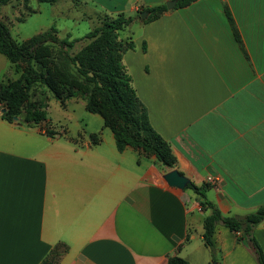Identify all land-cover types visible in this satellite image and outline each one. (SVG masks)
<instances>
[{"label": "crops", "instance_id": "crops-1", "mask_svg": "<svg viewBox=\"0 0 264 264\" xmlns=\"http://www.w3.org/2000/svg\"><path fill=\"white\" fill-rule=\"evenodd\" d=\"M91 1L134 16L169 0ZM132 24L135 48L123 61L174 169L206 187L223 215L255 211L264 204V0H194ZM60 108L66 118L75 111ZM90 114L100 120L90 131L102 132L96 144L85 129L9 121L0 107V264H41L58 244L67 247L58 264H167L176 254L189 264H259L221 224L214 260L201 197L170 186L172 169L132 147L119 151L103 118ZM254 235L264 251V220Z\"/></svg>", "mask_w": 264, "mask_h": 264}, {"label": "trees", "instance_id": "trees-1", "mask_svg": "<svg viewBox=\"0 0 264 264\" xmlns=\"http://www.w3.org/2000/svg\"><path fill=\"white\" fill-rule=\"evenodd\" d=\"M10 1L0 0V5ZM193 1L177 0L176 7L186 6ZM147 10L150 14L143 19L145 23L158 18L168 8L166 4H159ZM226 11L234 27L233 17L227 7ZM140 13L134 16L105 13L104 21L81 38H71V33H68L60 39L56 35L58 29L52 26L22 42L13 38L9 27L0 19V53L9 59L17 73H21L15 80L0 82V103L6 109L2 116L9 121H15L17 116L27 124L46 121L48 114L45 104L30 98L31 90L37 83L49 87L63 104L70 97L86 95L87 109L103 117L104 126L113 132L119 151L132 147L141 157L154 156L153 162L159 167L174 169L177 158L171 145L151 125L148 111L138 97L123 61L124 54L135 48V41L132 35L121 38L120 32L141 19ZM82 39H88L89 42L74 55L63 51L65 47L73 48ZM51 43L57 44L60 51L55 52ZM72 67L75 72L71 71ZM43 129L49 135L67 134V130L60 132L49 126ZM89 136L95 144L102 140L100 131L92 132ZM68 137L78 139L70 135ZM188 187L201 197L202 210H210L203 222V239L211 249L213 259L217 260L214 234L216 227L221 224L234 231L238 240H245L259 264H264V251L254 235L255 227L264 220V204L244 216H226L207 199L206 187H198L193 183ZM61 245L55 246L41 264H58L61 255L67 250V247L59 250ZM167 264L189 262L176 254L169 256Z\"/></svg>", "mask_w": 264, "mask_h": 264}, {"label": "rangeland", "instance_id": "rangeland-1", "mask_svg": "<svg viewBox=\"0 0 264 264\" xmlns=\"http://www.w3.org/2000/svg\"><path fill=\"white\" fill-rule=\"evenodd\" d=\"M105 18L106 14L101 5L91 0H57L55 2L12 0L5 5H0V19L9 27L13 38L19 42L45 32L52 26L58 29L56 35L60 39L66 37L68 33H71V38H81L95 26L101 24ZM136 28L137 25L135 24L129 25L120 32V37L128 38L131 31ZM88 42V39H82L73 48L65 47L63 51L74 55ZM51 44L55 52L60 51L57 44ZM71 71L75 72L73 67ZM20 75L21 73L15 71L9 59L0 53V82L7 83L19 78ZM30 98L45 104L47 118L51 119L52 126L56 128H61L63 125L67 126L74 135L85 129L88 131V139L91 141L90 131L100 127V120L92 119L99 117H92L93 115L90 113L93 112L87 109L86 95L70 97L63 104L54 96L49 87L37 83L31 90ZM58 104L63 108L75 109L72 116L70 118L64 117V112ZM95 114L100 115L99 113ZM141 154L144 155V153ZM147 158L153 159L154 156Z\"/></svg>", "mask_w": 264, "mask_h": 264}, {"label": "water", "instance_id": "water-1", "mask_svg": "<svg viewBox=\"0 0 264 264\" xmlns=\"http://www.w3.org/2000/svg\"><path fill=\"white\" fill-rule=\"evenodd\" d=\"M176 4H177V0H169L166 2V6L168 9L174 8ZM149 13L150 12L148 10H144L140 13V16L142 19H145L149 15ZM5 111L6 109L3 108L2 112H5ZM14 119L18 120L19 117L16 116ZM164 179L167 181V183L170 186H175L178 188H185L186 186L192 183L189 177L183 175L177 169H172L166 172L164 174Z\"/></svg>", "mask_w": 264, "mask_h": 264}, {"label": "built area", "instance_id": "built-area-1", "mask_svg": "<svg viewBox=\"0 0 264 264\" xmlns=\"http://www.w3.org/2000/svg\"><path fill=\"white\" fill-rule=\"evenodd\" d=\"M206 181L208 183H210V184H217L218 181H219V178L218 177H215V176H212V175H209V176H207Z\"/></svg>", "mask_w": 264, "mask_h": 264}, {"label": "bare ground", "instance_id": "bare-ground-1", "mask_svg": "<svg viewBox=\"0 0 264 264\" xmlns=\"http://www.w3.org/2000/svg\"><path fill=\"white\" fill-rule=\"evenodd\" d=\"M0 104H1V103H0ZM0 107H2V109H3V105H2V104L0 105ZM3 113H4V112H3Z\"/></svg>", "mask_w": 264, "mask_h": 264}]
</instances>
